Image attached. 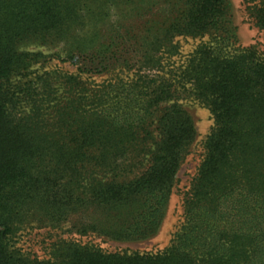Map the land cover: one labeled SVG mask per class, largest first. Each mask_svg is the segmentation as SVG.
Here are the masks:
<instances>
[{"label":"trees","instance_id":"16d2710c","mask_svg":"<svg viewBox=\"0 0 264 264\" xmlns=\"http://www.w3.org/2000/svg\"><path fill=\"white\" fill-rule=\"evenodd\" d=\"M136 1L0 0V264H264V53L234 47L227 0H138L169 9L139 39ZM179 37L198 43L182 55ZM30 41L61 45L47 63L74 73L26 80L41 57L18 50ZM182 94L213 126L165 251L60 240L36 259L11 244L30 209L80 235L154 234L196 138Z\"/></svg>","mask_w":264,"mask_h":264},{"label":"rangeland","instance_id":"374dc122","mask_svg":"<svg viewBox=\"0 0 264 264\" xmlns=\"http://www.w3.org/2000/svg\"><path fill=\"white\" fill-rule=\"evenodd\" d=\"M234 28L235 48H253L264 53V33L257 27L251 8L253 0H227ZM133 12L127 20L134 25L138 39L147 37L145 25L150 21L159 24L168 17L169 9L162 2L151 5L139 3L137 0L132 6ZM154 26V28H156ZM153 32V31H152ZM179 53L188 54L198 43V39L176 38ZM21 52H34L41 54L38 63L30 70L26 80L47 75V71H56L61 74L74 73V67L69 63L52 61L47 63L54 55L61 53V45L42 44L37 41L24 42L19 45ZM55 65V66H53ZM179 103L190 115L196 130V138L190 146L176 175V182L172 194L163 211L161 221L154 234L147 238H132L116 241L108 237L98 236L93 233L87 235L77 234L73 226L75 219L71 218L61 226L53 227L34 209L23 214V220L17 227L11 244L21 249L30 258L47 259L54 243L60 240H73L83 245H88L103 252H138L160 253L165 251L171 243L172 237L182 220V200L184 194L196 174L198 166L204 157V142L213 126L209 111L198 104L192 96L182 94Z\"/></svg>","mask_w":264,"mask_h":264}]
</instances>
